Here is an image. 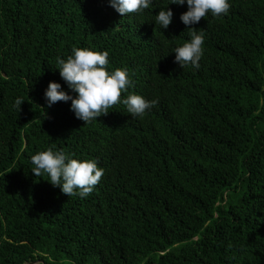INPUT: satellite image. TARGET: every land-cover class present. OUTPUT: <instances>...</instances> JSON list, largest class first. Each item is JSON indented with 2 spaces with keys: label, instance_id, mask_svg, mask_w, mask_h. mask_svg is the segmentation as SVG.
Returning <instances> with one entry per match:
<instances>
[{
  "label": "trees",
  "instance_id": "16d2710c",
  "mask_svg": "<svg viewBox=\"0 0 264 264\" xmlns=\"http://www.w3.org/2000/svg\"><path fill=\"white\" fill-rule=\"evenodd\" d=\"M169 3L121 16L109 0H0V264H264V0L193 25L199 69L175 62L190 29L187 4ZM76 47L107 50L131 74L122 98L156 106L85 125L71 101L49 107L50 81L75 95L57 59ZM51 145L99 161L87 198L31 172Z\"/></svg>",
  "mask_w": 264,
  "mask_h": 264
},
{
  "label": "clouds",
  "instance_id": "9594fccd",
  "mask_svg": "<svg viewBox=\"0 0 264 264\" xmlns=\"http://www.w3.org/2000/svg\"><path fill=\"white\" fill-rule=\"evenodd\" d=\"M109 3L121 16H127L149 9L154 0H109ZM169 4H187V11L181 13L180 20L186 29H190L187 33L189 39L174 49L175 62L182 69L188 66L199 69L204 56L205 32L197 31L193 25L209 13L213 17L227 15L230 0H170ZM168 5L155 15L154 22L161 29H167L173 20V10ZM57 65L60 77L75 95L66 91L61 83L50 81L44 93L47 105L51 107L57 102L71 101V111L77 119L84 121V125L107 115L117 104H123L131 117L142 118L158 103V100H149L136 93L122 98V93H128L133 87L131 74L126 67L110 68L107 50L76 47L66 59L58 58ZM24 101L18 97L14 106L20 110ZM31 164V172L36 177L46 174L52 186L60 187L68 197L81 199L93 192L104 175L98 160L77 157L55 145L34 154Z\"/></svg>",
  "mask_w": 264,
  "mask_h": 264
},
{
  "label": "water",
  "instance_id": "95a60500",
  "mask_svg": "<svg viewBox=\"0 0 264 264\" xmlns=\"http://www.w3.org/2000/svg\"><path fill=\"white\" fill-rule=\"evenodd\" d=\"M38 261H30V262H28V263H26V264H36Z\"/></svg>",
  "mask_w": 264,
  "mask_h": 264
},
{
  "label": "rangeland",
  "instance_id": "374dc122",
  "mask_svg": "<svg viewBox=\"0 0 264 264\" xmlns=\"http://www.w3.org/2000/svg\"><path fill=\"white\" fill-rule=\"evenodd\" d=\"M36 264H41V262H40V261H38Z\"/></svg>",
  "mask_w": 264,
  "mask_h": 264
}]
</instances>
